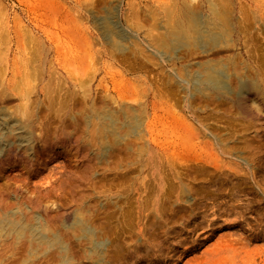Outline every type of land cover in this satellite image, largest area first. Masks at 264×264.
Segmentation results:
<instances>
[{
	"label": "rangeland",
	"instance_id": "rangeland-1",
	"mask_svg": "<svg viewBox=\"0 0 264 264\" xmlns=\"http://www.w3.org/2000/svg\"><path fill=\"white\" fill-rule=\"evenodd\" d=\"M213 1L229 7L219 45L190 39L157 55L147 45L165 30L154 20L167 7L211 17L210 0H0V123L32 131L27 142L1 128L0 219L48 224L64 242L6 234L0 264H264V0ZM119 4L140 53L97 27L102 6ZM208 64L257 89L185 88Z\"/></svg>",
	"mask_w": 264,
	"mask_h": 264
},
{
	"label": "bare ground",
	"instance_id": "bare-ground-1",
	"mask_svg": "<svg viewBox=\"0 0 264 264\" xmlns=\"http://www.w3.org/2000/svg\"><path fill=\"white\" fill-rule=\"evenodd\" d=\"M170 3V2H169ZM104 4V3H103ZM163 4V3H162ZM178 4V3H177ZM133 5V4H132ZM176 5V4H175ZM180 5V4H179ZM182 5V4H181ZM180 5V6H181ZM110 6V5H108ZM108 6H102L104 14L100 16L94 15V19L96 24L98 25V29L101 31V34L107 42L118 49L119 51H130L132 54H135L136 52L140 53L142 50L139 49V45L136 44L134 41L135 39H139L141 43H143V39L140 37L139 34V27L137 23L132 22V17H126V21L130 22L127 26H123L121 23L120 18V4L117 6H113L111 9ZM183 6V5H182ZM154 8V7H153ZM164 8V7H161ZM166 10V16L167 20L162 22L158 21L159 18H156L154 20V23L156 26L162 27V29L165 30L164 34H161L158 37H153L152 42L154 44L149 43L147 47L151 49L154 53L158 52L160 54H169V51L172 49L174 50L176 47L181 45H187L190 42V39H193L194 42L192 44H196L199 47L202 48H214L217 45H219V42L224 37V32L226 35V25L228 24L229 20V7L227 4H225L224 1L220 3H216L213 0H210L209 2V10L212 12L211 17H206L204 19V15L198 14L193 12L191 9L188 10L187 7L185 11H181V13H177L170 10L169 7H167ZM179 8V7H178ZM183 8V7H182ZM185 8V7H184ZM128 9V8H127ZM160 9V8H159ZM174 9V8H173ZM176 9V8H175ZM164 10V12H165ZM177 10V9H176ZM162 11V10H161ZM180 11V10H179ZM125 12V11H124ZM150 12V11H149ZM162 12V13H164ZM232 12V11H231ZM127 13V11H126ZM94 14V13H93ZM129 14V13H128ZM126 14V16L128 15ZM123 15V14H122ZM121 15V16H122ZM148 15V14H147ZM209 15V14H208ZM156 16V14L154 15ZM162 17V15L160 14ZM165 18V17H164ZM242 18V17H240ZM243 21V20H242ZM247 21V20H246ZM127 24V23H126ZM152 24V23H151ZM142 26V24H141ZM224 26V31L221 30V27ZM153 27V26H152ZM155 27V26H154ZM232 27V26H231ZM143 28V27H142ZM156 28V27H155ZM244 28V27H243ZM150 31V30H149ZM231 34V33H230ZM229 32L227 33L230 35ZM147 36V33H146ZM231 36V35H230ZM134 39V40H133ZM145 43V42H144ZM140 44V43H139ZM146 45V44H145ZM185 47V46H184ZM187 49V48H186ZM4 51V49H1ZM117 50V51H118ZM222 52V51H220ZM2 53V52H0ZM175 54V53H174ZM2 55V54H1ZM0 55V56H1ZM141 55V54H140ZM173 56V55H172ZM133 57V56H132ZM166 57V56H165ZM172 58V57H171ZM170 58V59H171ZM1 60V58H0ZM136 60V59H135ZM212 60V59H211ZM215 61V60H214ZM217 61V60H216ZM206 62V61H205ZM208 62H210L208 60ZM212 62V61H211ZM203 63V62H202ZM207 63V62H206ZM224 63V61H223ZM227 63V62H226ZM188 64V63H187ZM201 64V62H200ZM229 64V63H228ZM184 65V64H183ZM241 65V64H240ZM224 66V65H223ZM221 65H209L203 66L202 69L197 70L196 72L192 73V75L188 77H183L182 81L185 83V88L193 90L195 93H202L208 89H222L223 91H227L228 93L236 96V97H244L243 95L247 92L257 89L255 83L252 80H240L239 84L237 86H233L232 84L227 83L225 69L227 68L226 65L224 67ZM236 66V65H235ZM230 67V66H229ZM185 68V65H184ZM234 68V66H233ZM187 69H189L187 67ZM186 70V69H185ZM192 70V69H191ZM231 72V71H230ZM245 73V72H244ZM26 74V73H25ZM24 74V75H25ZM231 74V73H230ZM182 75V74H181ZM28 75H26L27 77ZM30 76V74H29ZM22 77V76H21ZM238 77V76H237ZM232 78V77H231ZM230 78V79H231ZM236 78V77H234ZM239 78V77H238ZM26 79V78H25ZM24 79V80H25ZM28 79V78H27ZM229 79V78H228ZM237 79V78H236ZM29 80V79H28ZM229 81V80H228ZM237 81V80H236ZM20 82V81H19ZM23 82V81H22ZM27 82V81H26ZM235 82V81H234ZM14 83V82H13ZM27 84V83H26ZM31 84V83H30ZM15 85V84H13ZM25 85V84H24ZM28 85V84H27ZM26 85V86H27ZM30 86V85H29ZM22 87V86H21ZM34 87V86H33ZM15 88V87H14ZM13 88V89H14ZM20 88V87H19ZM27 88V87H26ZM32 88V86H31ZM16 89V88H15ZM21 89V88H20ZM30 89V88H29ZM53 89V88H51ZM32 90V89H31ZM46 90V89H45ZM16 91V90H15ZM57 91V90H56ZM224 91V92H225ZM3 93V92H2ZM55 93V92H54ZM52 97V95H51ZM57 97V96H56ZM24 98V97H23ZM58 98V97H57ZM53 99V97H52ZM242 99V98H241ZM48 100V99H47ZM55 100V98H54ZM26 102V101H25ZM24 102V103H25ZM66 102V101H64ZM30 103V102H29ZM37 103V102H36ZM54 103V102H53ZM52 103V105H53ZM56 103V102H55ZM39 104V103H37ZM35 104V105H37ZM59 104V103H58ZM63 104V103H62ZM24 105V104H23ZM51 105V104H50ZM31 106V105H30ZM66 107V105L64 104ZM35 107V106H34ZM52 107V106H51ZM63 107V106H61ZM123 107V106H122ZM137 106H135L136 108ZM24 108V106H23ZM31 108V107H30ZM128 108V107H127ZM126 108V109H127ZM65 109V108H64ZM132 109V108H131ZM134 109V108H133ZM140 109V107H139ZM34 110V108H33ZM36 110V109H35ZM63 110V108L61 109ZM129 110V108H128ZM136 110V109H135ZM134 110V111H135ZM27 111V110H24ZM85 111V110H84ZM127 111V110H126ZM125 111V112H126ZM144 111V110H143ZM34 112V111H33ZM86 112V111H85ZM109 112V111H108ZM131 112V111H130ZM136 112V111H135ZM140 112V111H139ZM138 112V113H139ZM142 112V111H141ZM22 113V111H21ZM24 113V112H23ZM26 113V112H25ZM64 114V112H62ZM66 113V112H65ZM74 114V113H73ZM77 114V113H76ZM131 114V113H130ZM133 114V113H132ZM82 115V114H81ZM85 115V114H84ZM114 115V114H112ZM109 113L102 114L103 119H108V124L111 123V127H115L116 125V119ZM116 115V114H115ZM114 115V116H115ZM121 115V114H120ZM138 115V114H137ZM25 116V115H24ZM101 116V114H100ZM126 116V115H124ZM129 116V114H128ZM131 116V115H130ZM129 116V120H130ZM27 117V116H26ZM33 117V116H32ZM76 117V116H75ZM81 117V116H80ZM99 117V115H98ZM123 117V116H120ZM127 118V117H126ZM83 119V118H82ZM94 119V118H93ZM128 119V118H127ZM137 117H132L130 121H128L129 125L133 128H135L138 124ZM92 120V119H90ZM95 120V119H94ZM79 121V120H77ZM122 121V120H121ZM140 121V120H139ZM94 122V121H93ZM83 123V122H82ZM104 123V122H103ZM77 124V123H76ZM95 124V123H94ZM100 124V123H99ZM107 124V123H106ZM124 124V123H123ZM90 125V124H89ZM98 125V124H97ZM128 125V124H127ZM127 125H124L127 126ZM119 126V125H118ZM26 124H20L19 121L15 119L11 120L10 118H5L3 123H0V148H4L6 145V139L3 137L2 129H7L8 132H15V130L20 133L22 137L26 139L27 142L32 141V131L30 129L25 128ZM92 127V126H91ZM138 127V126H137ZM2 128V129H1ZM94 128V127H93ZM92 128V129H93ZM117 128V127H116ZM126 128V127H125ZM129 128V126H128ZM91 129V128H90ZM95 129V128H94ZM20 130V131H19ZM88 130V129H87ZM86 130V131H87ZM117 130V129H116ZM115 130V131H116ZM119 130V128H118ZM122 130V129H121ZM125 130V129H124ZM114 131V132H115ZM124 132V131H123ZM116 133V132H115ZM114 134V136H116ZM85 134V133H84ZM91 134V132H90ZM93 134V132H92ZM91 134V135H92ZM122 134V133H121ZM90 135V136H91ZM108 135V134H107ZM210 135V134H209ZM88 136V135H87ZM110 136V135H109ZM92 138V137H91ZM103 138V137H102ZM213 138H216L218 141L219 138L215 135ZM86 139V138H85ZM104 139V138H103ZM107 139V138H106ZM105 139V140H106ZM84 140V139H83ZM96 140V139H95ZM100 140V139H99ZM102 140V139H101ZM100 140V142H101ZM115 140V137H114ZM222 143L223 141L220 140ZM89 142V141H88ZM95 142V141H94ZM110 142V141H109ZM87 143V141H86ZM117 143V141H116ZM115 143V144H116ZM219 143V142H218ZM89 144V143H88ZM94 144V143H93ZM110 145V144H109ZM114 145V144H113ZM98 146V145H97ZM115 146V145H114ZM113 146V147H114ZM126 146V145H125ZM221 146V145H220ZM99 147V146H98ZM111 147V146H110ZM102 148V147H101ZM112 149V148H111ZM107 152V151H106ZM201 174H207V170L203 169L200 171ZM48 225V224H47ZM47 225L43 223H38L36 225L30 224L28 222H21L18 220L13 219L12 217L7 216L6 218L0 219V238H5L6 234H12L16 235L17 238H15L14 243H18L17 240H20L19 238L26 236L29 238V240H34L39 244L42 245H51V244H58L60 246L64 245V242L62 240V237L58 233H51L48 234L47 232ZM49 226V225H48ZM83 230L85 231H92V227L83 224ZM90 233V232H89ZM68 237V236H67ZM9 238V237H8ZM79 238V237H78ZM23 241V240H22ZM26 242V241H25ZM27 245V243H26ZM103 242L102 241H96L94 244L93 249L94 250H100L102 247ZM35 246V245H34ZM56 246V245H55ZM36 247V246H35ZM120 247V246H119ZM121 250V249H120ZM118 251V250H117ZM26 261V260H25Z\"/></svg>",
	"mask_w": 264,
	"mask_h": 264
}]
</instances>
